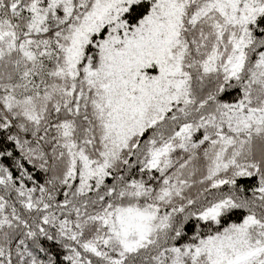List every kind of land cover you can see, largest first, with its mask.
Returning a JSON list of instances; mask_svg holds the SVG:
<instances>
[{"label": "snow or ice", "instance_id": "obj_1", "mask_svg": "<svg viewBox=\"0 0 264 264\" xmlns=\"http://www.w3.org/2000/svg\"><path fill=\"white\" fill-rule=\"evenodd\" d=\"M0 264H264V0H0Z\"/></svg>", "mask_w": 264, "mask_h": 264}]
</instances>
